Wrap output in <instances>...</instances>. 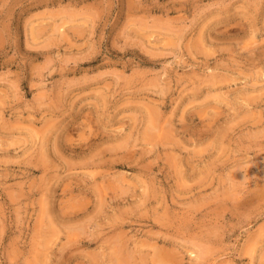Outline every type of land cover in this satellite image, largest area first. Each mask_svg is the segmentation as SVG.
I'll return each instance as SVG.
<instances>
[{
	"label": "rangeland",
	"instance_id": "obj_1",
	"mask_svg": "<svg viewBox=\"0 0 264 264\" xmlns=\"http://www.w3.org/2000/svg\"><path fill=\"white\" fill-rule=\"evenodd\" d=\"M0 264H264V0H0Z\"/></svg>",
	"mask_w": 264,
	"mask_h": 264
}]
</instances>
